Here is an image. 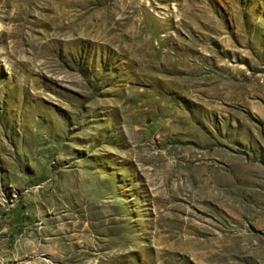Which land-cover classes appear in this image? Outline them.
<instances>
[{"label": "rangeland", "instance_id": "374dc122", "mask_svg": "<svg viewBox=\"0 0 264 264\" xmlns=\"http://www.w3.org/2000/svg\"><path fill=\"white\" fill-rule=\"evenodd\" d=\"M0 264H264V0H0Z\"/></svg>", "mask_w": 264, "mask_h": 264}]
</instances>
